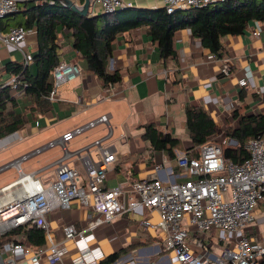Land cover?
Listing matches in <instances>:
<instances>
[{
  "label": "crops",
  "instance_id": "obj_1",
  "mask_svg": "<svg viewBox=\"0 0 264 264\" xmlns=\"http://www.w3.org/2000/svg\"><path fill=\"white\" fill-rule=\"evenodd\" d=\"M17 1L19 5H41L46 1L55 4L50 0ZM72 1L78 6L85 3V0ZM125 1L130 5L119 13L122 18L134 17L137 10H149L152 13L162 9L158 0ZM97 14L99 12L92 9L90 16ZM255 31L260 32V36H254ZM223 43L225 54L221 59L230 67L229 78L220 73L223 62L204 48L190 30L176 33V57L166 63L160 59L158 45L152 41L145 28L132 30L113 45V57L108 65L110 73H122V81L117 85L104 87L100 79L87 72L86 63L79 59L72 39L68 32L64 31L59 35L61 62L78 65L81 74L65 84L67 86L71 82L75 83L71 87L72 91L58 94L57 100L53 102V110L39 122L38 127L37 121L42 117L30 121L25 129L20 131L22 142L32 141L29 152L49 141L59 139L69 130L102 115H109L114 128L111 146H114L116 151V162L108 176L109 187L150 179L155 173L156 165L171 167L178 172L177 162H172L163 152L153 151L151 145L142 140L143 126L154 124L160 130L180 138L183 143L185 140L191 142L185 116L189 106L204 107L215 121L216 131L238 125V120L234 117L236 110H243V115L264 113V23H251L244 34L226 36ZM37 50L36 31L28 34L21 51L0 43V73L11 62L25 64V58L29 56L32 60ZM31 63L32 61L29 65ZM31 69L34 71L33 66ZM5 77L6 81L10 80ZM243 79L247 81V85L241 87L239 81ZM20 105L19 111L22 112L26 101L21 100ZM24 132L26 134L22 135ZM105 135V128L98 127L76 138L70 144V149L77 150ZM192 146V142L189 146H184L183 143L184 150L176 151V154L188 151ZM62 156V150L57 147L34 159L32 164L31 161L25 163L26 168L29 173H35ZM93 156L99 157L96 149H93ZM18 157L19 155H14L9 159H1L0 166ZM70 166L79 170L85 177L78 161L71 160ZM165 175L163 172V180L166 179ZM38 176L45 182L54 179L51 171L39 173ZM86 216L87 209L77 203L71 210L49 215L53 239L61 244L66 252L63 264H72L71 258L76 256L75 245L65 241L64 227L74 224L77 228H82ZM254 216L255 222L244 233L231 235L219 230L208 233L203 243L209 254L213 258L220 257L224 248L233 249L236 241L244 236L252 239L260 236L264 242L262 206L255 210ZM144 220L156 225L160 221L159 214L143 210L126 214L112 224L103 225L96 234L95 244L101 247L104 260L129 249L114 264H180L175 255L167 250L165 234L159 230L146 229ZM190 234L194 236V231L191 230ZM191 248L196 253H203L201 248L192 244ZM20 262L31 264L28 259ZM40 264H51L49 253L46 252L41 257ZM91 264H102V261Z\"/></svg>",
  "mask_w": 264,
  "mask_h": 264
},
{
  "label": "built area",
  "instance_id": "obj_2",
  "mask_svg": "<svg viewBox=\"0 0 264 264\" xmlns=\"http://www.w3.org/2000/svg\"><path fill=\"white\" fill-rule=\"evenodd\" d=\"M229 1L234 0H158V3L171 15ZM129 5L125 0H92V9L98 10L99 14H114ZM18 11L17 0H0V19ZM32 32L35 30L20 27L0 31V43L21 51ZM254 36H260V32L255 31ZM25 60L28 66L31 57ZM220 60L223 62L220 73L229 78L230 67ZM80 74L78 65L61 62L53 73L49 100L55 102L59 88ZM16 81V77H11L6 84L15 85ZM246 85L245 79L239 81V86ZM98 127L106 130L103 138L77 150L70 149L76 138ZM218 131L201 146L177 155L178 172L171 167L156 165L152 178L114 187L107 185L116 162L115 147L111 146L114 128L109 115L69 130L59 139L0 166V174L11 169L17 174L15 180L0 187V236L31 224L43 230L47 240L43 249L12 242L5 244L0 249V264H21L23 259L40 264L46 252L51 264H63L66 252L53 239L49 215L71 210L75 203L87 209V216L82 228L74 224L64 227L65 241L75 245L76 256L71 258L72 264L103 261L104 253L95 244L97 231L126 214L143 210L159 214L158 224L144 220L143 225L165 234L166 248L180 264H261L264 242L260 236L255 239L242 237L233 249L224 248L217 258L209 254L203 243L204 237L213 230L231 235L244 233L255 222L254 212L259 206L263 207L264 214V137L251 140L246 145L248 158L237 164L224 156L225 149L237 144L225 131L221 134ZM22 141L20 132L8 135L0 140V150ZM57 147L63 156L40 171L27 173L23 168V164ZM93 149L98 151L99 157L93 156ZM71 160L81 164L85 177L70 166ZM49 171L54 174V179L45 182L38 176ZM191 230L194 236L190 234ZM191 244L201 248L203 253L194 252Z\"/></svg>",
  "mask_w": 264,
  "mask_h": 264
},
{
  "label": "trees",
  "instance_id": "obj_3",
  "mask_svg": "<svg viewBox=\"0 0 264 264\" xmlns=\"http://www.w3.org/2000/svg\"><path fill=\"white\" fill-rule=\"evenodd\" d=\"M22 9L25 10L15 16L0 19V31L7 32L15 27L35 30L38 50L31 65L11 62L1 72L3 75L0 73V140L24 130L30 121L38 120L53 110V102L49 97L53 90L54 70L61 63L59 35L64 31L72 39L79 59L86 63L87 72L100 79L104 87H111L122 81L120 71L110 73L108 69L113 57V45L127 32L145 28L152 41L158 45L160 59L166 63L176 57L174 38L182 30H190L204 48L220 59L225 54L224 37L240 36L251 23H264V0H234L171 15L164 8L152 13L149 10H137L134 17L126 18H122L119 12L81 17L47 1L41 5H19V11ZM4 76L16 77L15 85L8 86ZM21 100L26 101L22 112L19 111ZM242 111H235L238 125L227 129L228 136L237 142V146L224 151V156L237 164L249 156L246 145L251 140L264 137V113L243 115ZM185 116L193 144L188 149L190 151L216 133V123L202 106L187 107ZM142 130V140L149 143L153 151L163 152L176 163V151L184 150L180 138L160 130L154 124L143 126ZM11 242L34 249L47 246L45 232L31 224L0 236V249ZM128 251L122 250L102 261V264H114Z\"/></svg>",
  "mask_w": 264,
  "mask_h": 264
},
{
  "label": "rangeland",
  "instance_id": "obj_4",
  "mask_svg": "<svg viewBox=\"0 0 264 264\" xmlns=\"http://www.w3.org/2000/svg\"><path fill=\"white\" fill-rule=\"evenodd\" d=\"M68 83V82H67ZM65 83V84H67ZM62 85L60 88H59V94L60 93H63L67 90L69 91H72V86L75 84L74 82H71L70 84H68L67 86ZM68 87V88H67ZM243 112V111H242ZM50 114V113H48ZM48 114H46L44 117L40 118L38 121H37V124H36V127H38V124L39 122L44 119ZM220 131H218L220 134L225 131L226 134H228V130L226 128H222V129H219ZM26 132L22 133V135H25ZM230 138V137H229ZM184 143V146H189L190 145V141L189 140H185L183 141ZM32 147V141L31 140H27V141H24V142H15L13 144H11V146L9 148H7L6 150H0V160L1 159H9L11 158L12 156L14 155H19V157L22 155V153H27L28 150H30L29 148ZM35 149V148H34ZM27 151V152H26ZM17 159V158H16ZM30 162V161H29ZM33 163V160H31V164ZM30 164V165H31ZM26 165L27 164H23V168L26 170L27 173L28 170L26 168ZM17 178V174H16V171L11 169L9 171H6L2 174H0V187L12 182L13 180H15ZM98 232V231H97ZM97 234V233H96Z\"/></svg>",
  "mask_w": 264,
  "mask_h": 264
},
{
  "label": "water",
  "instance_id": "obj_5",
  "mask_svg": "<svg viewBox=\"0 0 264 264\" xmlns=\"http://www.w3.org/2000/svg\"><path fill=\"white\" fill-rule=\"evenodd\" d=\"M39 1H41V0H31V2H39ZM50 1L54 2L55 4L63 5L65 8L73 11L74 13L78 14L81 17H93V16H90V13L92 10V0H85V3L82 6H78L72 0H50ZM97 12H98V10H97ZM118 12L120 13L121 11H118ZM18 13H19V11L11 14L10 16H15ZM102 15L106 16V15H112V14L102 13ZM94 16H96V15H94ZM234 143L237 144L236 141H234Z\"/></svg>",
  "mask_w": 264,
  "mask_h": 264
}]
</instances>
